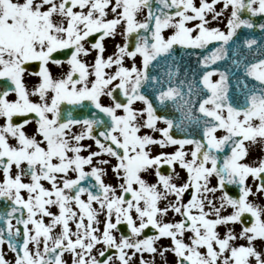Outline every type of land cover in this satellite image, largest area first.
<instances>
[{
	"label": "snow or ice",
	"instance_id": "snow-or-ice-1",
	"mask_svg": "<svg viewBox=\"0 0 264 264\" xmlns=\"http://www.w3.org/2000/svg\"><path fill=\"white\" fill-rule=\"evenodd\" d=\"M0 264H264V0H0Z\"/></svg>",
	"mask_w": 264,
	"mask_h": 264
},
{
	"label": "flooded vegetation",
	"instance_id": "flooded-vegetation-1",
	"mask_svg": "<svg viewBox=\"0 0 264 264\" xmlns=\"http://www.w3.org/2000/svg\"><path fill=\"white\" fill-rule=\"evenodd\" d=\"M217 23H219V21H218ZM220 26H221V27H223V22H222V23H220ZM109 51H111V49H109ZM260 154H261V153L259 152V150H257V152H256V153H254V155H253V157H252V158H253V159H255V158H256V156H257V155H260ZM165 243H167V242H165Z\"/></svg>",
	"mask_w": 264,
	"mask_h": 264
},
{
	"label": "rangeland",
	"instance_id": "rangeland-1",
	"mask_svg": "<svg viewBox=\"0 0 264 264\" xmlns=\"http://www.w3.org/2000/svg\"><path fill=\"white\" fill-rule=\"evenodd\" d=\"M219 23H222V21H219ZM167 242V241H165ZM9 258H11V253H9ZM170 259H171V256H170Z\"/></svg>",
	"mask_w": 264,
	"mask_h": 264
}]
</instances>
